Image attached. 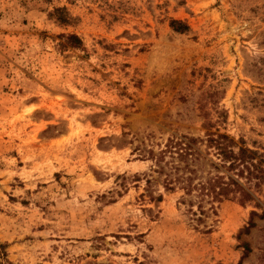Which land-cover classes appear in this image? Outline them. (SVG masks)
<instances>
[{
	"label": "rangeland",
	"instance_id": "rangeland-1",
	"mask_svg": "<svg viewBox=\"0 0 264 264\" xmlns=\"http://www.w3.org/2000/svg\"><path fill=\"white\" fill-rule=\"evenodd\" d=\"M217 130L264 161V0H0V264H264V180L157 158Z\"/></svg>",
	"mask_w": 264,
	"mask_h": 264
},
{
	"label": "trees",
	"instance_id": "trees-1",
	"mask_svg": "<svg viewBox=\"0 0 264 264\" xmlns=\"http://www.w3.org/2000/svg\"><path fill=\"white\" fill-rule=\"evenodd\" d=\"M174 24L182 23L174 20L173 26ZM184 26L187 28V25ZM75 38L81 42L78 37ZM198 144L206 147L207 156H211V154L217 156L220 160L219 167L227 170L229 174L209 175L205 179L200 178L198 182H194L197 176L195 163L200 157ZM151 152L154 154L153 151ZM167 154L172 158L177 156L181 160H187V178H185L184 188L188 194H192L193 190L197 189L203 198L209 196L222 201L235 197L245 200L251 198L252 195L241 183L240 178H245L246 184H252L253 178L259 179L258 184L264 180V169L261 167L264 161L257 158L258 152L247 147L244 141L238 143L234 137L227 133H221L219 130L207 132L204 138L183 136L182 138L169 139L165 149L160 151L157 158L165 157ZM172 167L178 169L175 165ZM172 181L173 179L168 181L167 186H170Z\"/></svg>",
	"mask_w": 264,
	"mask_h": 264
}]
</instances>
